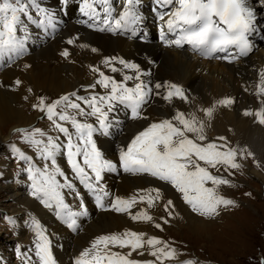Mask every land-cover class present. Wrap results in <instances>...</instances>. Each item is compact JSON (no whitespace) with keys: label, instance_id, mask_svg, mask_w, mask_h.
<instances>
[{"label":"snow or ice","instance_id":"obj_1","mask_svg":"<svg viewBox=\"0 0 264 264\" xmlns=\"http://www.w3.org/2000/svg\"><path fill=\"white\" fill-rule=\"evenodd\" d=\"M58 3L60 10L66 13L70 0H58ZM140 4L141 0H124L118 13L110 0H79L76 7L84 18L82 23L89 29L135 35L142 23ZM155 5L154 11L161 22L159 39L166 46L179 48L188 45L202 56L229 63L250 54L254 50L252 35L258 29L264 32V29H260L256 9L250 6V0H155ZM58 19L57 14L49 12L41 0H0V55L8 52L18 55L24 51V39L19 38L17 32L24 31L27 22L38 24L44 30H55ZM66 44L71 46L74 40L68 38ZM91 51L95 53L98 49L92 47ZM60 55L69 58V48L62 50ZM103 69L112 74L120 73L121 79L117 80L115 75H109ZM90 70L97 76L95 82L87 86L86 90H91L89 95H79L73 91L51 102L41 96L32 105L33 110L40 111L60 135H48L40 128L17 129L22 142L35 149L36 157L34 159L15 143L9 145L10 153H14L13 158L25 165L22 171L29 182L30 195L43 207L53 209L58 221L63 222L69 230L78 228V218L89 215L84 194L77 187V182L91 196L97 208L128 213L133 221H152L153 217L147 212L140 210L132 213L131 209L141 202L152 207L154 201L160 199L162 190L159 188L137 190L136 195L128 198L116 195L110 204H105L112 193L102 183L104 173L113 171L117 162L104 156L94 134L106 135L110 131L114 119L112 114L119 107L128 110L133 119H146L142 115L143 106L152 95H160L161 89L165 90L163 99L166 101L174 98L187 101L189 98L183 87L174 82L153 83L144 80L142 77L148 75L146 70L142 71L137 63L124 58L105 57L102 67L91 65ZM259 77L261 84L254 94L264 96V72L259 73ZM20 86L22 81L17 78L7 87L16 90ZM98 88L104 91H96ZM23 99L27 101L28 97L24 96ZM230 104H235L234 98L220 99V106ZM254 111L256 122L264 123V110ZM208 113L211 114V107ZM242 114L251 116L253 111L246 109ZM192 116L177 110L172 118L152 122L120 149L119 167L125 173L147 174L170 185L181 194L183 202L194 214L202 217L219 215L220 206H234L235 201L217 195L216 189L224 180L210 169L237 167L229 159L235 153L223 143H197V140L204 142L206 138L203 136V125L190 118ZM89 118H94V122H89ZM66 124H70L71 129ZM188 133L199 135L192 139ZM217 140L226 141V137H218ZM61 154L65 156L72 176L59 165L58 156ZM36 160L43 161V167ZM209 184L212 186H207ZM73 198L79 201V210H74L67 202ZM163 207L167 218L162 217V223L154 224L158 230H163L162 224L169 223L174 201L168 199ZM30 226L36 238L34 257L39 264H56L52 241L46 229L35 219L30 221ZM146 245L153 249L149 254L156 261L175 254V249L159 238L145 239L144 233L126 230L95 237L90 246L78 254L73 264H155L154 261L140 262L130 258L133 252ZM112 248H128L130 251L122 254L112 251ZM139 254L144 253L140 251ZM24 258L26 264H33L31 255L25 253ZM183 264L194 262L185 261ZM260 264H264V257H261Z\"/></svg>","mask_w":264,"mask_h":264},{"label":"bare ground","instance_id":"obj_2","mask_svg":"<svg viewBox=\"0 0 264 264\" xmlns=\"http://www.w3.org/2000/svg\"><path fill=\"white\" fill-rule=\"evenodd\" d=\"M119 1H121V3L124 2V0H119ZM259 1L260 0H257V3ZM148 5H149V2L147 0H141L140 14L142 16V22H144L146 25L151 26L153 25L154 19H153L151 12L147 11ZM263 13H264V5H260V8L256 12V15L258 17L260 16L264 17ZM74 31H76V28L73 27L71 31L69 32V35H71V33ZM85 34H86V37H84L85 39L91 41L92 43L100 47V50L103 53L102 55H92L89 52L75 53V57L76 59H78L79 64L72 65V64H69L68 61L62 59L59 56V53L62 47L61 46L62 40H56L53 43H47L45 46H43L40 49H36L34 53L27 58V62L32 65L30 69L22 70L25 62L21 64L17 63L11 66L8 65V67L4 66L0 69V85H2L0 86V134L4 136L3 143L4 141H6L7 143L8 142L10 143L12 139L9 141L10 138L4 135V131H6V128L3 129L2 127L8 125V123L12 121L13 118H15L17 123L12 124L7 129L14 128L15 130L17 128H20V129L24 128L26 126L25 124L28 121L26 122L27 117L26 118L24 117L22 110H20V108L27 107L29 103H31V101L37 97V93L39 90L41 89L44 91L51 90L52 92H55L61 95L72 93L73 91L78 92L79 95H89V92L91 90H86L87 86L93 84L97 76L96 73L90 70L91 65H97V66L102 67L103 58L114 56L113 53L115 54L116 50H120V54H122L126 58L133 59L136 62H141L135 56L137 55V53L150 51L152 55L155 56L156 60H160V66L157 70V79L164 80V79L170 78L173 80L181 81V83H183L185 86H188L192 90V93L194 95L199 93V97L194 98L195 103H198L201 105H209L210 103H212L215 99L212 97H207L206 94L208 93L215 94L216 95L215 98L222 97V96L229 95V94L235 95L238 98H240L241 103L237 108H235L233 112L222 111L218 117H215V119L211 118L212 111H211V114L207 113L205 116V120L203 122V124H205L203 125V127L205 128V130L208 131L209 134L217 133L219 135H228L231 137V139H235L237 140L236 142L243 144V146L246 143L247 144L250 143L251 145H253L252 148H255L256 150L263 152L264 150V123L256 122V115H255L254 110H257V109L264 110V103L260 102V101H264V98L263 96H257L256 94H254L256 92L255 87H254L256 79L254 76H252V73H249L248 69L241 68V67H244L243 65H239V67H235V66L228 67L226 65H222L218 63H208L205 61L200 62L195 57L189 56L187 53H179V52H175V50H167V49L161 50V47L158 45L142 46L138 43H130L122 39H113L111 37L104 36V35H98V34H93V33H88V32H85ZM63 36H66V34H64ZM48 48H51V56L50 55L49 57L42 56L43 55L42 53L45 52ZM115 57L121 58V56H115ZM255 59L262 66L264 62V51L262 50L261 54L259 52L254 54L252 58H250L249 63L253 64V61ZM233 68L234 69L238 68L239 69L238 73L241 75L240 76L236 75V72L234 71ZM103 70L109 75H115L117 80L121 79L120 73L112 74L108 72L107 69H103ZM17 78L22 81V86H20L16 90H9L7 86L11 85V83H13V81ZM252 79H254V83L249 84ZM129 83L131 84V82ZM29 88H31L32 91H28ZM245 88L248 90L247 94L245 93ZM96 91L102 92L104 90L98 88ZM24 96L28 97L27 101L23 99ZM253 100H255L256 103H254ZM159 104H162V103L159 102ZM248 104L252 106L253 115L251 116L243 115L242 116L241 111L245 109ZM230 105H228L227 108H229ZM144 109H145V105L143 106L142 112L144 111ZM169 113L170 112L168 109L160 108L155 113V116H159L163 114L168 115ZM112 116L114 117V119L112 120L110 131L106 135L94 134V139L96 140L97 145L100 149L101 148L109 149L108 153L103 152L104 156L108 159L116 161L118 158V154H119L117 153V151H120V149L123 146H126L131 141V139L134 138L136 134H138V131H142L143 130L142 127L145 124L140 123L137 119L131 118L129 111L126 110L124 107H119L117 111H115L112 114ZM89 122H94V118H89ZM210 124L212 126H210ZM203 134H205V132H203ZM193 136H195L194 133H193ZM61 142H63V137H61ZM1 149L2 147H0V150ZM65 160L66 158L63 154L58 156L59 165L62 167V169H65V172L69 176H72L69 165L65 163ZM248 174L249 173H247V175ZM250 174L253 177H255L257 180L258 179L262 180L264 177L257 171L250 172ZM126 180H128V177H124L122 179V183L118 185L119 191L121 190V187L124 181ZM9 186L12 187L11 185ZM126 186L127 185H125L122 188L121 190L122 193L133 192L134 189L126 188ZM77 187L84 194V200H85L86 192L82 191L78 182H77ZM10 194L12 193H9V195ZM65 195L67 199V193ZM172 197L175 198L174 195H172ZM175 199L177 200V198ZM5 201L8 204L12 203L11 198ZM2 202L3 201H0V204ZM17 202H18L17 205L12 210H14V212L19 213V214L23 213L24 217H26L27 214L25 210L23 209L24 206L23 207L20 206V204L23 203V199L19 198ZM67 202L73 207L74 210H79L78 200L73 198V199L67 200ZM142 204L144 205V202L140 203V205ZM177 205H178L177 208L180 211L179 214L181 213V216L185 218L189 226H191L192 228L196 230L197 226L206 225V224L200 223L197 220L198 217L196 218V216L192 215L178 201H177ZM4 206L5 205H3L2 207ZM80 221H81V218H78V223H81ZM101 221L103 222L105 221L107 225L109 226L108 229H111V231H114L116 229L115 227H112L115 221L116 223L122 226L126 225L128 222L124 217L116 216L111 213H109V220L105 219ZM82 228L84 229V226ZM112 228H115V229L112 230ZM62 229L59 228V231H62ZM142 230H145V228H143ZM95 232H100V231L99 229H96V230H93L92 233L94 234ZM74 233L75 232H70V233L63 232L59 235V238H62L69 234L73 235ZM73 244L75 243L73 242ZM21 248L23 249V251H21ZM17 249H18V252H20L21 254L20 264H26V261L24 258L25 253L33 257V264H39V261L34 257L35 249L33 248V246L30 248L28 230L25 231L24 238L20 240L19 244L17 245ZM112 251L121 252L119 248H112ZM52 252H53V257L56 260V264H69L68 263L69 261L67 262L65 257L59 253V251L57 250L53 242H52ZM65 252H63V254ZM6 260L7 258H5L4 262L0 264H11V262L7 263Z\"/></svg>","mask_w":264,"mask_h":264},{"label":"rangeland","instance_id":"obj_3","mask_svg":"<svg viewBox=\"0 0 264 264\" xmlns=\"http://www.w3.org/2000/svg\"><path fill=\"white\" fill-rule=\"evenodd\" d=\"M42 54L41 55L45 57H49V55L51 56V48H48ZM57 94L58 93L52 92L51 90L44 91L41 89L38 91L37 97L32 100L27 107L20 108L24 117H27L26 122L28 121L25 124L26 126L24 128H40L48 135H52L54 130L51 122L48 121L40 111L33 110L32 105L34 103H37L38 98L41 96L45 97L48 102L54 101L61 95ZM15 123L17 122L15 118H13V120L10 121L8 125L2 127L3 129L6 128V131H4V135L10 138L9 141L12 139L10 143L8 142L9 144L6 141H4L3 143L4 136L0 134V147H2V149L0 150V173L2 171V175H0V201H3L0 204V250H2L0 252V263H3L5 258H7V263L11 262L10 258H12V254L10 248L14 246V242L16 241L19 244L20 240L24 238V233L26 230H28L30 248L33 246L35 240L31 239V235L34 233V231L31 229L29 220L35 219L40 221L42 226L46 229V233L50 236L51 241L55 244L59 253L65 257L67 262L69 261V264H73V261L75 259L74 257L78 256V254L82 250L89 247L95 237L101 235L102 233L105 234L107 232H112L111 229H108L109 226L107 225V223L105 221H101L105 219L109 220V213L103 212L100 215L97 214V219H95V217L92 216L91 213H89L90 215H88L87 217L81 218V223H78L79 226L77 229L69 230L63 224V222L58 221L53 209L43 207L35 198L30 195L31 189L28 187L29 182L27 180H23L21 176L22 180L20 179V177L18 178V181L21 182L20 185L14 186L15 184H17L14 181V176L17 175V172H14L13 169H11L13 171L12 173L14 174V176L12 177L10 175V167L14 168L18 166L20 168V164L13 158L14 153H10V148L8 146L13 143L18 144L19 147L23 149L27 154L36 157L35 149H33L29 144L22 142L21 133L16 131L20 128H17L15 130L14 128L7 129ZM66 126L71 129L69 125L66 124ZM15 139L16 141H14ZM236 141L237 140L235 139L228 138H226V141L217 140V142L226 144L228 150H234L235 155L230 156L229 159H231L233 163L237 164V167H220L218 169H210V171L214 175L223 177L224 182L219 187H217L216 191L221 190L223 192L222 197L233 199L235 203H237V208H232V210L223 212L221 219H217L216 221L196 217L200 223L206 224L204 225L205 227L197 226L196 230L187 224L185 218L181 216V213L179 219L171 222L172 226L163 228L164 236L178 241L180 249L187 255V257H195L202 262H211L213 264H260L261 257H264V177L262 180H257L250 174V172L257 171L262 176H264V150L263 152L258 151L255 148H252L253 145H251L250 143H246L244 147L243 144ZM247 146L251 150L256 151L255 154L260 160L255 157H251L248 148H246ZM101 150L105 153L109 152V149L107 148H101ZM117 153H119V151H117ZM10 158H13L11 162L9 160ZM242 159L248 160L249 164L244 163ZM65 163L67 164L66 160ZM63 170L65 171V169ZM247 173L249 174L247 175ZM143 182L145 183V185L151 184L150 181L146 178H128V180L124 181L121 190L125 185H127L126 188L130 189L140 188L142 186H145ZM9 185H11L12 187H10ZM207 186L212 185L209 184ZM81 189L83 192L85 191L82 187ZM166 191L169 196L174 195V193L169 188H166ZM9 193L12 194L9 195ZM9 198H11L12 200L11 204H8L5 201ZM19 198L23 199V203L20 204V206H24L23 209L27 214L26 217H24L23 213L19 214L12 210L17 205V200ZM3 205L5 206L2 207ZM219 208L225 207L220 206ZM50 210L52 213L50 212ZM178 212H180L179 209ZM6 217L8 219H11V221L19 223V225L14 223L13 229L10 225L11 222L7 220ZM128 225L131 226L129 221L124 226L116 223L115 221L112 227L120 230ZM83 226L84 229L82 228ZM58 227L64 229H62V231H59ZM115 228H112V230H114ZM143 228H145V231H148V227ZM96 229H99L100 232H95L93 234V230ZM63 232L75 233L73 235L69 234L62 238H59V235ZM73 242L75 244H73ZM21 251H23L22 248ZM62 251H66L67 253L65 252L63 254ZM16 253L21 257L18 249L16 250ZM70 253L72 254V256ZM133 253L134 254L131 256V259L140 262L146 261V259H142L139 256V251ZM11 264L13 263L11 262Z\"/></svg>","mask_w":264,"mask_h":264}]
</instances>
